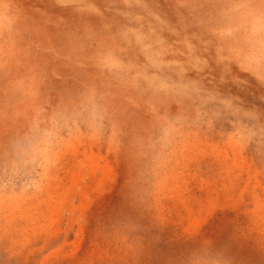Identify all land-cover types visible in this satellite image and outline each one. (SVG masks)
<instances>
[{"label": "rangeland", "instance_id": "1", "mask_svg": "<svg viewBox=\"0 0 264 264\" xmlns=\"http://www.w3.org/2000/svg\"><path fill=\"white\" fill-rule=\"evenodd\" d=\"M13 2L18 46L46 37L59 45L65 31L104 23L56 0ZM148 3L172 24L186 14L178 0ZM40 60L41 104L55 106L95 78L51 54ZM22 78L0 72V149L32 114L26 86L16 84ZM262 98L253 90L246 103L264 109ZM150 123L138 110L115 139L65 129L40 190L0 194V264H264V155L254 144L237 147L220 125L150 148L136 134Z\"/></svg>", "mask_w": 264, "mask_h": 264}, {"label": "clouds", "instance_id": "2", "mask_svg": "<svg viewBox=\"0 0 264 264\" xmlns=\"http://www.w3.org/2000/svg\"><path fill=\"white\" fill-rule=\"evenodd\" d=\"M120 3L123 8H112ZM186 10L177 24L154 11L148 0H56L62 8L100 17L97 29L29 39L18 46L19 11L0 0V72H23L32 114L0 149V194L40 190L62 132L83 126L115 139L127 115L144 111L151 120L137 136L150 148L173 146L187 131L219 129L241 149L264 155V109L246 103L264 90V0H178ZM114 11L120 21L108 19ZM54 55L94 74L55 106L39 103L45 73L40 58ZM264 103V98L261 99ZM175 109V110H173ZM227 125V128L224 127Z\"/></svg>", "mask_w": 264, "mask_h": 264}]
</instances>
